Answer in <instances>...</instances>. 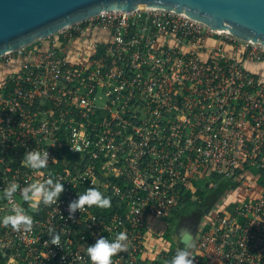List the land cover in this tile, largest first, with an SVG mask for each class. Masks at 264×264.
<instances>
[{
  "label": "built area",
  "instance_id": "built-area-1",
  "mask_svg": "<svg viewBox=\"0 0 264 264\" xmlns=\"http://www.w3.org/2000/svg\"><path fill=\"white\" fill-rule=\"evenodd\" d=\"M262 60L260 43L148 6L0 57V264H91L86 248L120 232L128 248L112 264H168L176 213L222 180L232 187L184 246L194 264H264V82L246 67ZM35 148L48 151L46 168L22 164ZM49 178L64 186L57 204L23 199L20 189ZM90 187L111 207L69 218ZM13 206L31 231L3 225Z\"/></svg>",
  "mask_w": 264,
  "mask_h": 264
},
{
  "label": "water",
  "instance_id": "water-1",
  "mask_svg": "<svg viewBox=\"0 0 264 264\" xmlns=\"http://www.w3.org/2000/svg\"><path fill=\"white\" fill-rule=\"evenodd\" d=\"M173 10L264 46V0H0V57L108 11ZM191 235H183L187 245Z\"/></svg>",
  "mask_w": 264,
  "mask_h": 264
},
{
  "label": "clouds",
  "instance_id": "clouds-1",
  "mask_svg": "<svg viewBox=\"0 0 264 264\" xmlns=\"http://www.w3.org/2000/svg\"><path fill=\"white\" fill-rule=\"evenodd\" d=\"M73 149V148H72ZM80 149H73L79 152ZM49 153L47 150L40 151L32 149L24 154L22 164H26L32 169H42L48 166ZM19 185L16 183L9 184L4 189V197L11 200L13 194L18 190ZM64 186L60 182H54L51 178L45 182H34L28 184L23 189H20L21 195L25 201H31L34 198H41L45 206L57 204ZM97 206L99 208H110L111 198L105 197L98 189L94 187L88 188L83 194L78 195V199L71 201L68 205L69 218L79 211H83L85 206ZM13 215L3 217L2 223L5 227L9 225L14 231L25 232L31 231L33 227V218L26 214L24 209L13 206ZM182 235H188L187 230H183ZM49 236L51 237V245L60 247V234L56 233L54 229L50 230ZM128 236L125 232H120L116 235L115 239L110 241L107 238L100 237L96 242L86 248L87 255L91 264H112V257L120 252L127 251ZM168 264H194V257H191L188 247L179 250Z\"/></svg>",
  "mask_w": 264,
  "mask_h": 264
},
{
  "label": "crops",
  "instance_id": "crops-1",
  "mask_svg": "<svg viewBox=\"0 0 264 264\" xmlns=\"http://www.w3.org/2000/svg\"><path fill=\"white\" fill-rule=\"evenodd\" d=\"M1 66V63H0ZM246 67L252 74H254L258 79L264 82V60L262 61H247ZM5 69V68H4ZM206 200V199H205ZM188 214V213H187ZM187 214H182L173 224V231H172V247L178 250H181L187 246H184L182 243L183 239V230H187L188 234L193 236L197 229L200 228V221L192 222L191 226L185 224L184 221L189 220ZM184 216V219L183 217ZM179 221V225L177 222ZM192 238V237H191ZM189 248V247H188ZM190 251V248H189Z\"/></svg>",
  "mask_w": 264,
  "mask_h": 264
},
{
  "label": "rangeland",
  "instance_id": "rangeland-1",
  "mask_svg": "<svg viewBox=\"0 0 264 264\" xmlns=\"http://www.w3.org/2000/svg\"><path fill=\"white\" fill-rule=\"evenodd\" d=\"M226 186V184H224ZM218 189L215 188L212 192L209 193H204L201 194L203 197L202 201L200 202H194L192 204H189L185 210V212L183 214H187L188 219L187 221H184L186 225L191 226V223L196 222V221H202V217L204 216L205 210L209 209V207H211L212 205H214L215 202L219 201L218 198L220 199L222 196H224L226 194V191L223 192V194H219ZM244 196V191H239L235 194L234 197L238 198L241 196ZM206 199V200H205ZM204 200V201H203ZM184 219V216H182ZM177 224L179 225V221L177 222Z\"/></svg>",
  "mask_w": 264,
  "mask_h": 264
},
{
  "label": "trees",
  "instance_id": "trees-1",
  "mask_svg": "<svg viewBox=\"0 0 264 264\" xmlns=\"http://www.w3.org/2000/svg\"><path fill=\"white\" fill-rule=\"evenodd\" d=\"M226 184V186L224 185ZM232 187V183L230 181L227 180H222L219 185L217 186V191L219 194H223V192L229 190ZM219 200V198H218ZM204 201V200H203ZM182 213H184L183 211H179L176 213V218L179 217ZM178 219V218H177Z\"/></svg>",
  "mask_w": 264,
  "mask_h": 264
},
{
  "label": "bare ground",
  "instance_id": "bare-ground-1",
  "mask_svg": "<svg viewBox=\"0 0 264 264\" xmlns=\"http://www.w3.org/2000/svg\"><path fill=\"white\" fill-rule=\"evenodd\" d=\"M138 7H147L145 4H140V5H138ZM220 32H226V31H221V30H219Z\"/></svg>",
  "mask_w": 264,
  "mask_h": 264
}]
</instances>
